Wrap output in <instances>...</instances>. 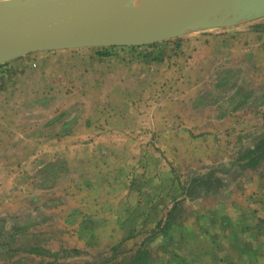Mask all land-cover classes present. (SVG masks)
Masks as SVG:
<instances>
[{"label": "rangeland", "instance_id": "rangeland-1", "mask_svg": "<svg viewBox=\"0 0 264 264\" xmlns=\"http://www.w3.org/2000/svg\"><path fill=\"white\" fill-rule=\"evenodd\" d=\"M169 41L155 62L86 48L2 65L19 75L0 83V264H123L174 207L175 230L215 244L224 218L264 219V161L234 164L264 134V17ZM225 70L251 93L234 111Z\"/></svg>", "mask_w": 264, "mask_h": 264}, {"label": "water", "instance_id": "water-1", "mask_svg": "<svg viewBox=\"0 0 264 264\" xmlns=\"http://www.w3.org/2000/svg\"><path fill=\"white\" fill-rule=\"evenodd\" d=\"M45 1L0 0V66L40 52L147 47L264 17V0H54L37 11Z\"/></svg>", "mask_w": 264, "mask_h": 264}, {"label": "trees", "instance_id": "trees-1", "mask_svg": "<svg viewBox=\"0 0 264 264\" xmlns=\"http://www.w3.org/2000/svg\"><path fill=\"white\" fill-rule=\"evenodd\" d=\"M169 42L170 41H167L163 44H155L147 47L96 48L93 51L95 52L97 58L102 59L116 56L120 51L126 53L136 52V54L141 55L145 61L155 62L163 58L162 56H159V54ZM178 45L179 43H177V46ZM138 58L141 57L139 56ZM12 63L13 62H11V64ZM7 65L11 67L10 64ZM3 69L4 66H0L1 84H4L9 79L14 78L16 75H19L16 74L13 68L6 70ZM234 75L235 73L233 74V72L226 70L218 72V79L215 85V88L219 90V98L225 99L224 104L229 103L234 105L232 108L233 111L242 107L251 96V93L247 94L244 92L241 86H236L237 83L235 82L236 78ZM234 87L235 90L232 94L225 96V92L232 90ZM46 101V99L42 100L43 103ZM65 115L66 111L60 113L59 118H63ZM223 116L224 113H222L219 118H222ZM239 161L234 164L240 163L241 165L249 168L255 167L264 161V134L256 142L254 147L249 148L246 152H244ZM51 165L52 164H50L49 169L53 168L54 171H49V181H52L57 176V171H59L56 165H52V167ZM201 180H205V178ZM201 180L199 179L196 182ZM53 185L54 184H45L43 185V188L52 187ZM174 211L175 207L168 212L165 220H160L155 225L156 231L152 232V236L144 240L138 248V251L132 257L125 259L123 264H246L247 262L259 258V250L261 246H258L255 242L258 240L259 236L263 238L264 241V230L261 228L264 225L263 219L258 220V222L253 225H239L237 228L228 218H224L222 223L219 224L223 226V229L226 230V232L229 230V236L225 238V242L218 240L215 244L214 241L210 243L207 240L204 241L195 237L196 235L193 232L192 234L194 237L190 236L188 231L175 230L172 225ZM213 212H218V214L221 213L220 210H214ZM222 213L224 212L222 211ZM207 216L208 213L202 214V218L200 220L202 226L208 223ZM172 233L175 235V240L174 238H170ZM208 234V230L203 231L201 236L208 238ZM157 239H160V247L157 248L158 250L154 252V254H152L149 246ZM229 240L233 241L229 242ZM263 241L262 244H264ZM193 244L194 246H192ZM214 245L216 246L214 247ZM193 247L199 249L204 253V255L196 256L195 253L189 250ZM152 256L157 257L154 259Z\"/></svg>", "mask_w": 264, "mask_h": 264}, {"label": "bare ground", "instance_id": "bare-ground-1", "mask_svg": "<svg viewBox=\"0 0 264 264\" xmlns=\"http://www.w3.org/2000/svg\"><path fill=\"white\" fill-rule=\"evenodd\" d=\"M49 1H54V0H46L45 2H43V3H39L38 5H37V11L39 10V11H45L46 10V8H47V6H49V4H48V2ZM57 1H60V0H57ZM22 15H30L31 13H28V12H24V13H21ZM230 17V16H229ZM229 17H224L223 15H221V18H218V21L219 20H222V21H226V18H228L229 19ZM224 19V20H223ZM230 19H231V17H230Z\"/></svg>", "mask_w": 264, "mask_h": 264}, {"label": "crops", "instance_id": "crops-1", "mask_svg": "<svg viewBox=\"0 0 264 264\" xmlns=\"http://www.w3.org/2000/svg\"><path fill=\"white\" fill-rule=\"evenodd\" d=\"M143 207H144V205H143ZM213 210H220V211H224L225 209L224 208H214ZM260 219H263V218H260ZM264 220V219H263ZM264 242V241H263ZM260 248H262V245H261V247ZM263 249H264V246H263ZM259 253H260V255H262V253H264V252H262V250H259Z\"/></svg>", "mask_w": 264, "mask_h": 264}, {"label": "flooded vegetation", "instance_id": "flooded-vegetation-1", "mask_svg": "<svg viewBox=\"0 0 264 264\" xmlns=\"http://www.w3.org/2000/svg\"><path fill=\"white\" fill-rule=\"evenodd\" d=\"M235 75H236V74H235ZM235 75H234V76H235ZM235 77H236V76H235ZM230 95H231V94H230ZM239 108H240V107H239Z\"/></svg>", "mask_w": 264, "mask_h": 264}]
</instances>
